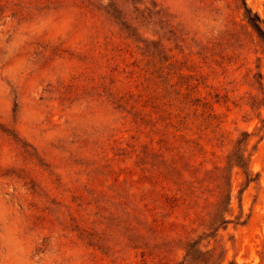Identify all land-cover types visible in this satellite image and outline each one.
<instances>
[{"label": "rangeland", "instance_id": "obj_1", "mask_svg": "<svg viewBox=\"0 0 264 264\" xmlns=\"http://www.w3.org/2000/svg\"><path fill=\"white\" fill-rule=\"evenodd\" d=\"M245 7L264 28V0H0V264L157 263L141 256L134 231L150 130L124 108V95L141 89L146 43L162 51L164 76L152 69L160 94L169 76L175 93L207 102L216 118L195 166L226 168L231 179L229 224L211 235L198 222L190 237L210 264H264V41ZM244 135L247 168L231 169ZM216 185L199 218L213 212ZM175 188H158L166 212Z\"/></svg>", "mask_w": 264, "mask_h": 264}, {"label": "trees", "instance_id": "obj_2", "mask_svg": "<svg viewBox=\"0 0 264 264\" xmlns=\"http://www.w3.org/2000/svg\"><path fill=\"white\" fill-rule=\"evenodd\" d=\"M245 8L249 25L264 41V28L260 18L250 9ZM150 45L145 44L143 54L148 58V62L146 64L140 62L137 65L144 76L141 89L138 93L127 92L124 95V108L130 106L131 111L134 110L133 114L136 118L134 123L138 131L149 128L151 135L150 142L143 146L140 156L141 177L146 184L143 190L146 203L140 210L143 222L138 223V228L134 231L141 244V256L145 259H157L156 264H210L213 254L199 247V243L190 237V231L196 223L200 222V227L204 226L207 231H212L211 235H215L230 222L228 214L232 200V188L227 169L216 167L214 170L204 172L194 164L197 154H206L204 147H199L201 146L200 140L206 136L205 132L212 127L216 118L207 102H203L202 99L192 100L189 95L181 98L180 93H175L172 90L174 85L171 84L169 76L164 77L167 89L163 95L160 94L152 69L160 64L157 73L164 76V67L160 61L157 62L162 51L160 49L150 51ZM125 72L128 75L134 74V71ZM110 95L117 97L118 94L111 92ZM200 109L203 110L201 113H199ZM194 128L198 133L193 132ZM196 135L198 138H193ZM156 136L160 137L159 149L154 146ZM244 136V140H240L227 157V166L231 169L236 167L244 170L247 168L245 141L248 135ZM178 143L186 147L183 153L176 151ZM162 150L175 153L171 157H165ZM165 182H172L176 187L174 191L168 189L173 193L170 198L173 203V206H170V213L166 212L168 202L164 200L165 196L158 189ZM213 183H217L215 189H218L219 193L214 210L199 218L196 209L200 207L203 196L210 192L209 187ZM129 197L133 199L134 195L129 194ZM204 201L206 203V199ZM150 205H154V208L149 209ZM156 210H160L156 213V216L161 218L159 221L151 219L153 218L151 212ZM175 213L183 214L182 222L179 221L178 216H174ZM205 217L208 219V224L203 223ZM169 218L173 220L170 221ZM170 230L173 233H168ZM179 244L183 247L181 245L177 251L185 252L181 262L172 259L173 250Z\"/></svg>", "mask_w": 264, "mask_h": 264}]
</instances>
